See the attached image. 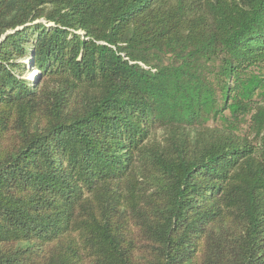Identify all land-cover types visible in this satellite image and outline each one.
<instances>
[{"label": "trees", "instance_id": "trees-1", "mask_svg": "<svg viewBox=\"0 0 264 264\" xmlns=\"http://www.w3.org/2000/svg\"><path fill=\"white\" fill-rule=\"evenodd\" d=\"M0 264H264V0H0Z\"/></svg>", "mask_w": 264, "mask_h": 264}, {"label": "rangeland", "instance_id": "rangeland-1", "mask_svg": "<svg viewBox=\"0 0 264 264\" xmlns=\"http://www.w3.org/2000/svg\"><path fill=\"white\" fill-rule=\"evenodd\" d=\"M31 75H32V72L27 73V76H29L30 78H32ZM157 135H159V132L157 133Z\"/></svg>", "mask_w": 264, "mask_h": 264}, {"label": "bare ground", "instance_id": "bare-ground-1", "mask_svg": "<svg viewBox=\"0 0 264 264\" xmlns=\"http://www.w3.org/2000/svg\"><path fill=\"white\" fill-rule=\"evenodd\" d=\"M36 73H37L36 71H33L31 77L34 78Z\"/></svg>", "mask_w": 264, "mask_h": 264}]
</instances>
